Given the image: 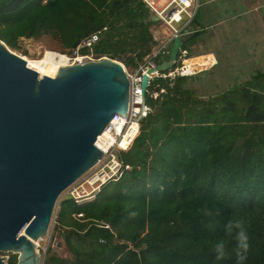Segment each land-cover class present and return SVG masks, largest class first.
<instances>
[{"label": "trees", "instance_id": "obj_1", "mask_svg": "<svg viewBox=\"0 0 264 264\" xmlns=\"http://www.w3.org/2000/svg\"><path fill=\"white\" fill-rule=\"evenodd\" d=\"M156 21L141 0H0V40L11 50L49 36L71 53L100 31L79 52L132 68L157 45ZM190 78L151 81L121 156L130 168L89 201L59 203L52 236L70 256L48 248L43 264H264V69L206 97Z\"/></svg>", "mask_w": 264, "mask_h": 264}, {"label": "water", "instance_id": "obj_2", "mask_svg": "<svg viewBox=\"0 0 264 264\" xmlns=\"http://www.w3.org/2000/svg\"><path fill=\"white\" fill-rule=\"evenodd\" d=\"M193 29H182L168 55L142 73L143 101L148 75L175 65ZM129 106L131 84L119 61L62 65L50 77L0 40V252L17 254L16 264H40L37 241L59 196L101 158L97 135Z\"/></svg>", "mask_w": 264, "mask_h": 264}, {"label": "rangeland", "instance_id": "obj_3", "mask_svg": "<svg viewBox=\"0 0 264 264\" xmlns=\"http://www.w3.org/2000/svg\"><path fill=\"white\" fill-rule=\"evenodd\" d=\"M197 1L198 14L205 17L208 23H212V26L213 23H222L219 25V28H223L221 39L216 37V35L214 36L213 33L209 31L208 35L205 36L200 43L190 47L191 51L214 48L216 54L219 56L220 61L218 62V65L207 71L194 73V78H190L186 84L187 87L195 90L197 95L206 97L207 95H212L224 90L227 88L228 83L231 84V82L247 78L252 72L251 69H247L246 64L249 63V61L256 59L251 53V51L254 52L255 48L251 47L250 42L252 39H255L253 37L259 30L257 24L262 25V23H264L262 17L260 18L263 13L264 2H262L263 0L256 2L254 0ZM152 16L155 18L153 13ZM186 20L187 17L183 15L182 21L175 23V26L180 27ZM215 29L217 30L218 27ZM152 30L153 33L161 39L166 37L168 33L166 26L159 21H156V25L152 27ZM157 44H159V40H157ZM19 46L20 49H12V51L31 60L33 58L41 57L45 50L59 51L62 49L59 43L49 36H42L37 39L19 38ZM66 53L70 56L75 54L76 50L71 51V53L70 51ZM195 61L199 62L200 58L195 59ZM257 61H260V58H258ZM198 62H195L194 64L189 62L191 71L195 68H201ZM124 67L128 73L135 70V68L129 66L124 65ZM120 156H122V152L120 153ZM64 198H66L65 191L62 192L56 202L47 234L37 241L40 264H43L48 248H51L52 251L61 257L70 256L64 243L56 235L52 236L53 226L55 224L53 218L55 219L59 209V203ZM13 254L14 253L12 252H0V256L4 257L3 260L6 264Z\"/></svg>", "mask_w": 264, "mask_h": 264}, {"label": "built area", "instance_id": "obj_4", "mask_svg": "<svg viewBox=\"0 0 264 264\" xmlns=\"http://www.w3.org/2000/svg\"><path fill=\"white\" fill-rule=\"evenodd\" d=\"M146 7L154 14L159 22L163 23L168 35L161 39L156 46L153 47L150 54L135 68L131 73L127 72L129 82L131 84V106L128 107L126 117L115 113L113 117L104 127L103 131L97 135L95 145L101 150L102 156L87 172L80 176L65 190V197L70 194L77 204L89 201L100 191L101 187L111 181L117 180L122 173L129 169L128 164L123 163L120 153L127 150L132 144L134 138L138 134L141 118L148 111V107L142 98L141 75L149 68H155L160 56H167L169 45L172 39L178 35L184 26L176 27L175 23H179L183 19V15L187 17L185 23H188L198 8L197 0H141ZM100 31L91 33L83 38L76 47V53L70 55V64L82 63L90 60L102 59L106 56L96 57L92 53H80L79 48H91L99 39ZM157 39V37H155ZM189 52L185 48H181L177 54L175 65L166 71L155 72L149 74V83L146 93L149 91L151 81L158 77L166 79L173 75H193L198 70L204 68L192 69L191 73L183 72L186 67V61ZM206 66L214 64L213 59H207ZM157 88V86H155ZM155 89V88H154ZM160 88L159 91H162ZM155 92L156 90H152ZM118 153V154H117ZM78 217L82 214L78 213ZM55 223V219L53 218ZM107 226V225H106Z\"/></svg>", "mask_w": 264, "mask_h": 264}, {"label": "crops", "instance_id": "obj_5", "mask_svg": "<svg viewBox=\"0 0 264 264\" xmlns=\"http://www.w3.org/2000/svg\"><path fill=\"white\" fill-rule=\"evenodd\" d=\"M254 1L256 2V1H262V0H254ZM262 2H264V0ZM196 11H197V17L195 18V22L189 21L188 23H183L181 25V26H184V28H189L191 26L194 28L193 32L191 33L187 42L192 41V39L194 38L196 40L193 44H191V46H195L196 44L200 43L204 39L205 36L208 35L209 31L212 32L214 36L216 35V37L221 39V37L223 35V31H222L223 28L220 29L219 25L222 23H213V26H212V23H208V21L205 17L198 14V8ZM261 17H262V14H261L260 18ZM257 26H258L259 30L256 32V34L253 37L255 39H252V41L250 42L251 47L255 48V50L253 49L254 52L251 51V53H252L253 57H256V59L251 60V61H249V63L246 64L247 69H251V71H253L256 68L264 69V23H262V25L257 24ZM216 27H218L217 30L215 29ZM151 31L153 33L152 29H151ZM167 35H168V33H167ZM153 37L156 41L157 40H159V42L162 41L161 38H158L155 33H153ZM155 37H157V39ZM220 43H221V40H220ZM190 47L187 49V51L189 52L188 57L190 59L197 58V57H205L207 59H213L214 60V64L212 66H206V67H204V65L206 63L205 60H200L198 62V64L204 68L198 70L197 72L207 71V70L215 67L216 65H218V62L220 60H219V56L216 54V51L214 50V48H212L213 50L212 49H203V50L191 51ZM258 58H260V61H257ZM254 61H255V63H254ZM242 79H244V78H242ZM231 83H233V82H231ZM228 85H229V83L227 84V86Z\"/></svg>", "mask_w": 264, "mask_h": 264}, {"label": "bare ground", "instance_id": "obj_6", "mask_svg": "<svg viewBox=\"0 0 264 264\" xmlns=\"http://www.w3.org/2000/svg\"><path fill=\"white\" fill-rule=\"evenodd\" d=\"M199 58L200 60H205V57L188 59L185 62L186 67H184L183 72L185 74L191 73L188 62L194 64L195 62H198L195 61V59H199ZM70 61H71V57L68 54L59 51H49V50H45L44 54L39 58H33L32 60L28 58L26 59L27 65L30 68L34 69L40 74L48 75L50 77H53L56 74L60 66L70 64ZM206 64L207 63H205V65Z\"/></svg>", "mask_w": 264, "mask_h": 264}]
</instances>
